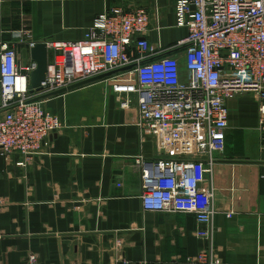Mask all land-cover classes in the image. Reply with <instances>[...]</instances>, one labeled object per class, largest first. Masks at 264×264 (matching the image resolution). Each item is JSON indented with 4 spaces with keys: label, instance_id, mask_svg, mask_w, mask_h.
<instances>
[{
    "label": "crops",
    "instance_id": "obj_1",
    "mask_svg": "<svg viewBox=\"0 0 264 264\" xmlns=\"http://www.w3.org/2000/svg\"><path fill=\"white\" fill-rule=\"evenodd\" d=\"M176 2L0 0V56L4 43L14 44L17 62L28 67L35 61L23 50L31 42L81 39L112 7L147 8L145 38L156 50L168 48L188 34L177 24ZM42 104L65 128L24 165L18 153L0 156V264H29L32 254L34 264H187L211 246L223 264H264V150L253 93L228 101L225 149L214 154L204 184L215 209L210 225L192 213L144 210L134 157L155 158L156 143L140 132L135 105L122 108L104 78Z\"/></svg>",
    "mask_w": 264,
    "mask_h": 264
},
{
    "label": "built area",
    "instance_id": "obj_2",
    "mask_svg": "<svg viewBox=\"0 0 264 264\" xmlns=\"http://www.w3.org/2000/svg\"><path fill=\"white\" fill-rule=\"evenodd\" d=\"M175 14L188 34L168 48L156 50L145 38L151 17L143 6L112 7L94 19L83 38L47 43L52 54L39 91L30 89L36 62L19 65L14 44L4 43L0 156L18 153L23 158L18 164L24 165L41 154L46 139L65 128V121L44 107L43 96L111 72L104 81L122 108L135 105L140 132L157 147L153 159L134 157L144 210L192 213L198 223L210 225L215 209L204 184L214 154L225 149L228 101L240 93H253L260 103L264 150V0H177ZM197 235L209 238L211 231L199 229ZM121 246L118 240L115 249ZM36 260L32 254L28 263ZM187 264L223 263L211 246Z\"/></svg>",
    "mask_w": 264,
    "mask_h": 264
},
{
    "label": "water",
    "instance_id": "obj_3",
    "mask_svg": "<svg viewBox=\"0 0 264 264\" xmlns=\"http://www.w3.org/2000/svg\"><path fill=\"white\" fill-rule=\"evenodd\" d=\"M27 51H29L32 59L36 62V67L33 69L30 73V89L31 91H39L42 86V82L45 80L47 66L49 62V50L48 45L46 42H36L33 46H30L29 50L24 49L23 53L24 55H27ZM110 73L103 74L97 77H93L91 79H87L81 82H78L76 84H73L67 88L60 89L56 92L50 93L48 95H44L43 97H49L56 94H61L67 90H70L72 88H75L77 86H81L83 84H86L88 82L94 81L96 79L104 78L107 75H110Z\"/></svg>",
    "mask_w": 264,
    "mask_h": 264
}]
</instances>
